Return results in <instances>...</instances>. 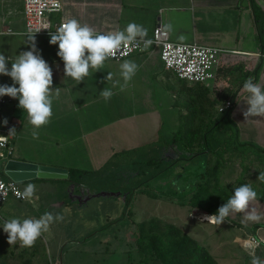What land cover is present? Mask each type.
I'll use <instances>...</instances> for the list:
<instances>
[{"label":"crops","instance_id":"0c3cea01","mask_svg":"<svg viewBox=\"0 0 264 264\" xmlns=\"http://www.w3.org/2000/svg\"><path fill=\"white\" fill-rule=\"evenodd\" d=\"M8 1L0 0V36L6 40L0 53L14 58L30 48L27 35L23 34L21 0H17V9L9 7ZM61 1L62 11L55 15L58 22L75 19L102 34H115L135 23L146 30L144 38H149L160 21L172 42L196 43L229 52L220 57L214 80L203 86L209 98L218 102L217 106L232 102L231 119L239 130L240 141L264 148V117L245 121L243 115L247 109V93L243 91L245 81L252 78L264 87L261 78L264 76V0ZM13 18L15 21H10ZM50 38L36 36V46L53 70L52 87L60 88V97L53 100L50 122L37 130L38 138H33V127L28 123L27 114L18 107L19 101L5 96L8 103L3 108V120L15 129L13 160L65 170L94 171L106 168L115 157L126 152L137 154L152 149L150 155L156 158L165 151L166 146L161 141L172 137L180 118L186 115L185 105L192 84L181 82L173 73L164 70L158 52L151 48L124 60H106L103 69L76 84L64 77V64L57 55L58 45L50 44ZM125 60L135 62L138 71L121 91L124 81L120 64ZM109 72L113 74L112 81L106 80ZM12 83L10 77L0 75V84L11 86ZM105 88L114 93L108 101L100 96ZM199 177L194 178V182ZM35 180L38 179L17 184L22 188V185L63 181ZM26 202L32 203V200ZM254 206L264 214V203L256 200ZM202 213L207 214L198 210V214ZM242 218V214H233L221 225H210L214 228L224 226L226 235L229 234L226 240L236 245L235 253L242 257L230 251L225 255L228 258L251 264L250 253H254L264 260V245L254 250L243 246L244 240L264 236V220L245 227L240 222ZM225 243L224 240L213 251L208 250L217 264L218 248L227 247Z\"/></svg>","mask_w":264,"mask_h":264},{"label":"rangeland","instance_id":"374dc122","mask_svg":"<svg viewBox=\"0 0 264 264\" xmlns=\"http://www.w3.org/2000/svg\"><path fill=\"white\" fill-rule=\"evenodd\" d=\"M7 4L16 8L19 1L9 0ZM5 42L0 36V47ZM151 151L126 152L102 170L83 171L87 176L82 188L65 181L42 182L35 184L32 203L9 198L0 211V264H138L133 242L135 225L153 218L177 226L209 251L225 240L227 247L218 248V264H241L240 259L225 256L230 251L237 252V247L226 240L229 234L226 235L224 226L215 232L218 227L201 220L207 214H198L197 209L183 205L194 187L191 180L204 170L205 159L179 162L159 173L163 166L147 164L148 160L156 159L150 155ZM141 171L146 174L144 177L137 175ZM239 172V164L234 161L225 170L222 183H232ZM0 173L9 181L2 169ZM155 174L143 184L145 178ZM255 174L256 168H252L250 178L254 179ZM26 186L22 185V191ZM46 212L62 216L63 220L52 223L32 247L8 243L2 228L6 220L38 219Z\"/></svg>","mask_w":264,"mask_h":264},{"label":"clouds","instance_id":"9594fccd","mask_svg":"<svg viewBox=\"0 0 264 264\" xmlns=\"http://www.w3.org/2000/svg\"><path fill=\"white\" fill-rule=\"evenodd\" d=\"M169 29L171 26H168ZM39 32V31H38ZM36 33L28 30L27 42L30 50L23 51L14 58L0 53V75L12 79V85L0 84V98L8 96L19 101L18 107L27 114L28 123L33 127L32 136L38 138V129L50 122L53 115L52 104L59 99L60 88L53 89V70L48 62L39 54L36 46ZM50 44L58 45V57L64 64V77L76 84H80L86 77L105 67V61L113 58L117 50L123 45L143 40L146 30L142 26L130 23L122 31L115 34L96 33L87 25H81L77 20L70 19L56 30L50 32ZM183 39V37H181ZM151 41H145V47ZM11 63V67L8 64ZM138 71V65L125 60L120 64V75L124 81L120 90L124 91L128 83ZM264 79V76L261 77ZM107 81L113 80V74L108 73ZM18 85V87H17ZM116 84H113L115 87ZM243 91L247 93L245 101L247 109L243 111L245 121L254 117H264V87L255 83L252 78L245 81ZM110 88L100 92V96L108 101L113 96ZM240 100L238 99V102ZM5 125L7 120H4ZM15 129L10 130L13 134ZM258 181L264 183V172H260ZM35 192V185L28 184L19 194L20 198L31 200ZM257 193L250 184H242L235 188L232 195L221 205L216 214L205 215L203 220L214 225H221L233 214H242L240 221L245 227L264 220V214L254 206ZM63 217L52 213H44L38 219H11L3 223V230L8 236L10 245L19 242L21 247H32L41 235L49 230L55 221H62ZM264 245V236L255 240L254 247ZM251 255V264H264V260Z\"/></svg>","mask_w":264,"mask_h":264},{"label":"trees","instance_id":"16d2710c","mask_svg":"<svg viewBox=\"0 0 264 264\" xmlns=\"http://www.w3.org/2000/svg\"><path fill=\"white\" fill-rule=\"evenodd\" d=\"M189 91L186 115L180 118L179 127L172 137L161 141L166 146L165 154L163 152L162 156L148 160L147 164L163 166L161 173L179 162L199 157L205 159L203 172L196 182L191 180L194 187L183 201V205L191 210L216 214L235 188L242 184H250L257 193L256 200L264 203V183L258 181L260 172H264V148L240 141L239 130L231 119L233 104L230 109L218 113L215 109L218 102L209 98L208 90L202 84H193ZM234 161L239 164V174L232 183H222L225 170ZM252 168H256L254 179L249 176ZM67 174L63 181L82 188L86 172L68 169ZM137 175L144 177L146 174L141 171ZM155 176L145 178L143 184ZM133 242L135 254L139 257L138 264H217L195 239L177 226L158 219L136 224Z\"/></svg>","mask_w":264,"mask_h":264},{"label":"built area","instance_id":"2783aa9c","mask_svg":"<svg viewBox=\"0 0 264 264\" xmlns=\"http://www.w3.org/2000/svg\"><path fill=\"white\" fill-rule=\"evenodd\" d=\"M21 4L24 35H27L28 30L32 29L34 33L37 32L36 36H50V32H56L61 24L66 23L65 21L58 22L55 20V15L62 11L61 0H21ZM145 41H151V44L145 47ZM149 48L158 52L163 69L173 73L178 80L202 85H207L214 80L220 57L229 53L220 48L196 43L181 44L172 42L168 31L158 21L149 38L138 39L136 43L123 45L121 49L117 50L115 56L108 60H124ZM7 103L8 99L5 97L0 98V169L3 172L6 163L13 160L14 133L9 135L12 125L8 121L5 125L2 116L3 108ZM231 107L232 102L226 101L217 106L216 111L222 113ZM20 193H22L20 186L10 180H4L0 173V211L9 198L17 201L25 200L20 198ZM254 244L255 240L252 238L243 241V246L250 250L257 248L254 247ZM49 264L61 263L49 262Z\"/></svg>","mask_w":264,"mask_h":264},{"label":"water","instance_id":"95a60500","mask_svg":"<svg viewBox=\"0 0 264 264\" xmlns=\"http://www.w3.org/2000/svg\"><path fill=\"white\" fill-rule=\"evenodd\" d=\"M4 174L14 183H24L33 179L63 180L68 174L61 168L39 166L18 160H10L4 167Z\"/></svg>","mask_w":264,"mask_h":264}]
</instances>
